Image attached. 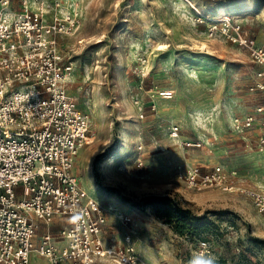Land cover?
<instances>
[{"label": "rangeland", "instance_id": "1", "mask_svg": "<svg viewBox=\"0 0 264 264\" xmlns=\"http://www.w3.org/2000/svg\"><path fill=\"white\" fill-rule=\"evenodd\" d=\"M72 2L79 28L60 44L74 65L67 88L90 121L74 174L107 215L105 244L124 247L131 233L143 264H264V213L242 191L264 186V62L253 55L264 49V0ZM247 115L252 126L237 127ZM217 166L236 171V189L189 183V170ZM152 195L205 228L179 234ZM32 264L49 262L34 253Z\"/></svg>", "mask_w": 264, "mask_h": 264}, {"label": "built area", "instance_id": "2", "mask_svg": "<svg viewBox=\"0 0 264 264\" xmlns=\"http://www.w3.org/2000/svg\"><path fill=\"white\" fill-rule=\"evenodd\" d=\"M76 9L68 0H21L19 8L13 0H0V264H32L34 253L49 264H96L107 256L143 264L131 233L124 247L105 244L107 215L74 174L90 121L67 88L74 65L66 60L60 37L78 30ZM253 55L264 62V49L253 48ZM254 120L247 115L235 124L249 127ZM171 134L178 138L179 126H172ZM261 144L264 149V130ZM236 180V171L221 166L188 173L198 189L232 190ZM243 189L264 213V186ZM57 218L61 226L55 234L51 224ZM118 218L131 222L127 214ZM41 223L47 231L39 236Z\"/></svg>", "mask_w": 264, "mask_h": 264}, {"label": "trees", "instance_id": "3", "mask_svg": "<svg viewBox=\"0 0 264 264\" xmlns=\"http://www.w3.org/2000/svg\"><path fill=\"white\" fill-rule=\"evenodd\" d=\"M151 203H154L157 215L165 218L174 225L175 230L181 234H193L200 229L205 228V223L201 219H194L187 208L182 207L171 197L150 196Z\"/></svg>", "mask_w": 264, "mask_h": 264}, {"label": "crops", "instance_id": "4", "mask_svg": "<svg viewBox=\"0 0 264 264\" xmlns=\"http://www.w3.org/2000/svg\"><path fill=\"white\" fill-rule=\"evenodd\" d=\"M55 222L57 223L56 226H57V225H58V227L61 226V219L57 218V219L55 220ZM55 222H54V223H55ZM53 227H54V226H53ZM53 230L55 231L56 229L53 228Z\"/></svg>", "mask_w": 264, "mask_h": 264}, {"label": "bare ground", "instance_id": "5", "mask_svg": "<svg viewBox=\"0 0 264 264\" xmlns=\"http://www.w3.org/2000/svg\"><path fill=\"white\" fill-rule=\"evenodd\" d=\"M90 140V139H89Z\"/></svg>", "mask_w": 264, "mask_h": 264}]
</instances>
